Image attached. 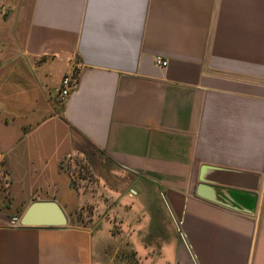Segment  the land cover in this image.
Wrapping results in <instances>:
<instances>
[{"label": "crops", "instance_id": "0c3cea01", "mask_svg": "<svg viewBox=\"0 0 264 264\" xmlns=\"http://www.w3.org/2000/svg\"><path fill=\"white\" fill-rule=\"evenodd\" d=\"M0 191V264H103L90 199L139 264H264V0H0Z\"/></svg>", "mask_w": 264, "mask_h": 264}, {"label": "rangeland", "instance_id": "374dc122", "mask_svg": "<svg viewBox=\"0 0 264 264\" xmlns=\"http://www.w3.org/2000/svg\"><path fill=\"white\" fill-rule=\"evenodd\" d=\"M84 159L87 158H84L82 154H78L76 161L74 159H71L70 161L72 163L76 162L75 165H80L85 174L88 173L92 176V180L90 182L92 183L91 188L95 189V185L98 184V181L93 174L92 166ZM103 182L108 185L107 181L104 180ZM3 195L6 196V193L0 191V209L1 207L3 208L6 206L5 203H3L5 202L2 198ZM19 198L23 199L25 197L21 196ZM75 217V223L80 225H90L98 235L103 237L102 240L105 242V256H103V259L101 258V262L103 264H139L140 256H137V253L134 251V249L138 248V246L130 243L128 245L125 244L126 242H129V237L133 233L138 235V231H136L138 229L133 228V230H130L129 228V225L134 222H136V225L138 226V213L125 214L122 211L107 212V210L96 212L95 199H90L77 212ZM134 241L137 242L136 240ZM114 247L117 248V255L120 256H107L109 253L111 254Z\"/></svg>", "mask_w": 264, "mask_h": 264}, {"label": "water", "instance_id": "95a60500", "mask_svg": "<svg viewBox=\"0 0 264 264\" xmlns=\"http://www.w3.org/2000/svg\"><path fill=\"white\" fill-rule=\"evenodd\" d=\"M21 226L63 227L69 216L55 199L31 201L18 219Z\"/></svg>", "mask_w": 264, "mask_h": 264}, {"label": "built area", "instance_id": "2783aa9c", "mask_svg": "<svg viewBox=\"0 0 264 264\" xmlns=\"http://www.w3.org/2000/svg\"><path fill=\"white\" fill-rule=\"evenodd\" d=\"M153 60H154V63L158 66H166L167 65V61L164 60L159 55L154 56ZM75 84H76L75 80L71 81L70 78H67V77L64 78L62 80V85L64 86V91L62 92V95L63 96L66 95L75 86Z\"/></svg>", "mask_w": 264, "mask_h": 264}, {"label": "trees", "instance_id": "16d2710c", "mask_svg": "<svg viewBox=\"0 0 264 264\" xmlns=\"http://www.w3.org/2000/svg\"><path fill=\"white\" fill-rule=\"evenodd\" d=\"M73 221L71 220V223H72ZM74 223V222H73Z\"/></svg>", "mask_w": 264, "mask_h": 264}]
</instances>
